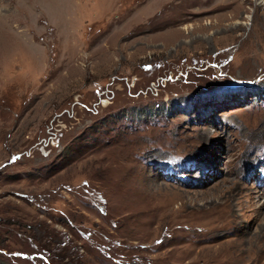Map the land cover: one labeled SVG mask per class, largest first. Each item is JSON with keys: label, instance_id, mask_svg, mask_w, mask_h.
<instances>
[{"label": "rangeland", "instance_id": "rangeland-1", "mask_svg": "<svg viewBox=\"0 0 264 264\" xmlns=\"http://www.w3.org/2000/svg\"><path fill=\"white\" fill-rule=\"evenodd\" d=\"M262 126L264 0H0V264H264Z\"/></svg>", "mask_w": 264, "mask_h": 264}, {"label": "bare ground", "instance_id": "bare-ground-1", "mask_svg": "<svg viewBox=\"0 0 264 264\" xmlns=\"http://www.w3.org/2000/svg\"><path fill=\"white\" fill-rule=\"evenodd\" d=\"M184 27V26H183ZM206 120V119H205ZM212 123H213V121H210V120H206L205 121V123L203 124V125H201V126H199V134H198V138H200V139H204L205 138V136H206V132H208V131H206V130H204L207 126H209V127H211V125H212ZM203 130H204V132H203ZM216 132H217V134H219L220 133V131H217L216 129H214ZM261 130H262V133H264V126H262L261 127ZM213 142V141H212ZM212 142H208V145H212ZM216 146V144L213 146V147H215ZM222 151L224 152V150L222 149ZM230 152H231V147L229 146V145H227V146H225V154L226 155H228V156H230ZM202 155H204V154H202ZM239 155V154H238ZM227 157V156H226ZM254 157V156H253ZM261 158V157H260ZM259 157L257 158V159H260ZM235 158H233V160H234ZM237 159H238V156H237ZM262 159V161H264V157L263 158H261ZM211 160V159H210ZM209 159L208 160H206V159H203V164L202 165H198L197 166V168L199 169L201 166L202 167H204V163L205 162H209L210 161ZM231 160V159H230ZM242 160L244 161V160H248V157H245V156H243L242 157ZM202 161V160H201ZM226 161H229V158H227L226 159ZM225 161V162H226ZM211 163H213L214 165H216V163H214L212 160L210 161ZM230 162V161H229ZM236 163V162H235ZM235 163H233V164H235ZM231 165V164H230ZM161 166V168L160 167H158L159 168V171H161V169H164V167L162 166V165H160ZM221 168H220V167ZM163 167V168H162ZM235 167V166H234ZM209 168H211V167H209ZM217 168H220V170H222V168H223V164L222 163H220L219 162V165H218V167ZM203 169H205V168H203ZM238 169V168H237ZM200 170L202 171V168H200ZM225 171H227V168H225L224 169ZM250 170V169H249ZM249 170H247V171H249ZM216 172H217V170H216ZM228 172H230V169H228ZM235 172L237 173V170H235ZM203 174V173H202ZM255 180V179H254ZM256 181V180H255ZM263 181V180H262ZM243 184H246V185H250L252 188H254L257 192H258V194H259V197L258 198H264V190H262V186L260 185V183L259 184H256V186L257 187H261L260 189H258L257 187H254V186H252L251 185V183L249 184L248 182H244ZM264 186V185H263ZM264 202H262L261 203V205L263 204ZM220 231H217V232H215V233H217V235L219 236L220 235V233H219ZM215 233H214V237H215ZM210 235V234H209ZM207 236V235H206ZM208 237V236H207ZM213 237V238H214ZM212 237H211V239H213ZM205 239V238H204ZM211 242H212V240H211ZM221 242V241H220ZM216 243H218V242H216ZM224 264H227V262H224ZM233 264V263H232ZM248 264H257V263H254V262H250V263H248Z\"/></svg>", "mask_w": 264, "mask_h": 264}, {"label": "trees", "instance_id": "trees-1", "mask_svg": "<svg viewBox=\"0 0 264 264\" xmlns=\"http://www.w3.org/2000/svg\"><path fill=\"white\" fill-rule=\"evenodd\" d=\"M19 229H23V230L27 231L26 228H22L21 226L19 227ZM16 231H20V230H16ZM16 231H15V233H16ZM28 233H29V232H28ZM41 247H42V246H41ZM61 248H62V247H61ZM55 254L57 255V257L61 256V254H59L58 252H56ZM68 259H69L70 262H72L74 258H73V256L68 255Z\"/></svg>", "mask_w": 264, "mask_h": 264}]
</instances>
